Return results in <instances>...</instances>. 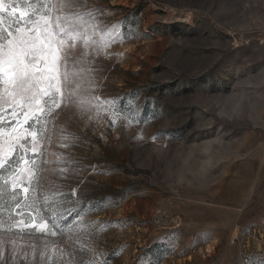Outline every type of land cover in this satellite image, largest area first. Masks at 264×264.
Wrapping results in <instances>:
<instances>
[{
    "label": "rangeland",
    "instance_id": "1",
    "mask_svg": "<svg viewBox=\"0 0 264 264\" xmlns=\"http://www.w3.org/2000/svg\"><path fill=\"white\" fill-rule=\"evenodd\" d=\"M86 2L113 10L100 19L122 22L123 39L107 49V56L93 51L96 64L77 66L100 68L83 72L82 84L88 87L89 75L103 77L98 94L121 98V107L136 101L142 123L109 127L103 113L97 123L95 112L88 120L76 109L67 110L35 166L20 161L0 170V220L6 224L10 213L21 219L4 179L35 167L39 183L33 180L35 192L30 189L27 204L35 196L44 207V197H50L57 216L65 215L58 220L61 226L77 211L84 212L85 224L123 226L71 238L67 228L56 237L27 228L0 231L15 241L3 244L0 264H67L69 252L75 264L93 259L138 264L145 253L158 264H264V0ZM81 50L78 45L76 52ZM70 112L75 114L67 120ZM10 113L0 112L5 148L2 142L16 123ZM64 136L67 148L59 146ZM21 156L30 160L35 154L17 147L13 157ZM62 167L68 171L61 173ZM17 174L27 185V173ZM103 198L122 203L88 211Z\"/></svg>",
    "mask_w": 264,
    "mask_h": 264
},
{
    "label": "snow or ice",
    "instance_id": "2",
    "mask_svg": "<svg viewBox=\"0 0 264 264\" xmlns=\"http://www.w3.org/2000/svg\"><path fill=\"white\" fill-rule=\"evenodd\" d=\"M112 11L90 7L86 0H57L56 3H51V0H0V112L11 109V119L16 122L10 127L13 135L2 142L6 148L0 146V170L7 171L20 161L35 166L36 158L45 154V144L49 147L52 145L53 130L57 121L69 109H76L82 119L88 120L93 118L92 113L95 112L97 123L101 122L103 113L108 117L109 127H115L119 121H123L126 128L142 123L138 118L141 109L136 101L129 100L121 107V98H105L98 94L101 89L97 81L103 77L89 75L88 87L83 86L85 77L82 73L99 72V66L77 68L85 62L89 65L96 64L93 51L96 55L107 56V49L123 39L120 32L122 22L108 24L100 19ZM78 45L82 46V50L77 53ZM89 57L92 58L86 59ZM74 114L70 112L66 119L70 120ZM21 115L23 119H20ZM30 120L34 123L29 124ZM49 123L52 129H49ZM25 125L28 127L25 128ZM18 128L22 131H17ZM64 130L62 127L61 132ZM66 139V136L61 138L60 147H69V144L63 142ZM73 139L78 141L80 138ZM17 147L23 153L31 151L35 156L30 160L21 156L17 161L13 157ZM59 158L64 159L65 163H76L79 166V161L71 157ZM42 163L47 164L48 161L43 160ZM88 167L91 169L95 166ZM37 170L35 167L17 169L4 179L5 185L10 183L12 200L17 201L13 206L14 210L18 209L15 215L21 219H13L10 213L6 224L0 220V231L11 233L15 228L23 232L27 228L35 229L42 233L43 237H56L58 234L63 235L64 229L67 228L71 238V234L76 232L103 231L110 225L117 224L123 226L122 222L85 224L84 212L81 211L76 212L73 221L61 226L58 220L65 219V215L60 213L59 217L57 216L56 206L49 203L50 197H44V207L39 206L35 196L31 197L32 203L27 204L30 189L35 192L32 188L33 180L39 183V178L35 175ZM19 171L27 173V185H24L23 178L18 176ZM59 171L63 173L68 169L62 167ZM17 187L20 192L16 191ZM21 192L24 194L23 206L19 203ZM120 203L122 201L103 198L96 204L89 205L88 211L104 210L105 204L118 207ZM67 211L71 214L73 210ZM42 213H51V216L46 217ZM7 240H11L15 245L11 237L0 236V249ZM32 247L35 248V245ZM83 247L81 245V249ZM15 251L13 247V252ZM60 252L64 255L63 249ZM67 255L72 257L67 264H75L74 253L69 252ZM0 259H3L2 250ZM85 264L109 262L106 259H93ZM138 264H158V261L151 254L145 253L138 259Z\"/></svg>",
    "mask_w": 264,
    "mask_h": 264
}]
</instances>
